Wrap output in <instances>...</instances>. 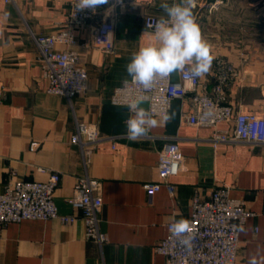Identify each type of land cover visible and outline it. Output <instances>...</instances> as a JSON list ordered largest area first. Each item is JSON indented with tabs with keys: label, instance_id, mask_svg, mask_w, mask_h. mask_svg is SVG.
Listing matches in <instances>:
<instances>
[{
	"label": "crops",
	"instance_id": "obj_1",
	"mask_svg": "<svg viewBox=\"0 0 264 264\" xmlns=\"http://www.w3.org/2000/svg\"><path fill=\"white\" fill-rule=\"evenodd\" d=\"M204 1L219 3L193 8L214 57L202 77L206 88L211 89L220 57L234 69L224 86L226 99L241 111H264V52L258 46L264 47V25L255 24L264 19V0ZM160 3L109 0L97 8L99 18L116 14L111 53L79 45L90 38L93 21L70 28L77 44L58 43L56 48L77 52L87 84L84 93L68 100L45 91L34 38L67 29L69 0H0V192L12 170L23 180H44L57 172L53 200L58 212L78 215L74 222L52 218L7 223L0 229V264H164L155 245L166 236L167 224L189 217L192 198L207 199L219 186L229 187L230 196L243 199L253 213L239 230L237 264H264V143L213 146L207 141L209 128L181 116L190 104V91L185 99L172 101L167 121L153 117L158 125L135 140L126 133L131 115L127 106L110 102L113 89L130 78L126 66L132 54L155 43L143 16L160 17ZM146 106L143 101L141 107ZM77 123L96 124L102 136L112 139L93 149L81 147L71 141ZM168 141L176 142L182 154L180 171L170 178L174 193L161 186L150 195L143 185L157 180L158 152ZM84 177L100 183L97 216L99 231L107 237L103 242L86 236L81 211L67 201Z\"/></svg>",
	"mask_w": 264,
	"mask_h": 264
},
{
	"label": "built area",
	"instance_id": "obj_2",
	"mask_svg": "<svg viewBox=\"0 0 264 264\" xmlns=\"http://www.w3.org/2000/svg\"><path fill=\"white\" fill-rule=\"evenodd\" d=\"M77 2L78 0H69L67 29L34 38L39 49L45 91L63 95L68 100L84 93L87 70L80 64L75 50H60L56 48V44L76 45L78 41L70 28L82 27L93 21L90 38L79 42V45H90L104 53H111L114 47L115 12L111 11L99 18L97 9L94 13L88 9L77 11L75 6ZM218 4L216 1L210 3L194 0L193 8H212ZM158 18L159 16L153 14H145L144 28L146 29L147 22L154 23ZM214 69L210 90L206 88L202 77L193 79L186 69L177 74L176 80L171 76L164 79L157 77L148 90H145L143 85L134 83L130 77L113 89L110 102L128 108L131 102L146 97L145 109H149L153 117H164L172 101L176 98L185 99L190 91L188 98L190 104L181 109V116L190 124L209 128L207 141L213 146L221 143L248 145L264 143V111L245 112L231 104L226 99L224 86L234 69L220 57L216 58ZM219 122H227L229 126L218 128ZM111 139L112 137L102 136L97 125L92 123H77L76 133L71 137L73 143L81 147L89 146L90 149L104 140ZM181 161L182 154L178 144L174 141L166 142L158 152L157 180L143 185L146 192L151 195L164 186L172 195L175 185L170 178L179 173ZM59 180L57 172L49 173L44 180H23L17 178L15 171L12 170L4 190L0 192V229L9 222L23 219L59 218L63 222H74L78 215L59 214L53 200ZM67 201L74 210L81 211L86 236L98 242L106 241V235L99 231L97 216L102 205L100 183L87 177L78 179ZM252 214L243 199L230 196L229 187H216L207 199H202L198 195L192 198L191 213L185 219L189 223L188 233L174 235V223L181 219L171 220L167 224L166 236L156 243L155 250L163 256L164 264H237L239 230ZM185 235L190 237L188 244L180 242Z\"/></svg>",
	"mask_w": 264,
	"mask_h": 264
},
{
	"label": "clouds",
	"instance_id": "obj_3",
	"mask_svg": "<svg viewBox=\"0 0 264 264\" xmlns=\"http://www.w3.org/2000/svg\"><path fill=\"white\" fill-rule=\"evenodd\" d=\"M109 0H78L77 11L91 10L93 13ZM194 0H161L163 14L154 22H147L146 30L152 29L154 44L140 47L132 54L126 71L134 83L143 85L145 90L153 86L157 77L164 79L173 73L189 71L191 78L207 75L212 67L211 46L203 38L193 13ZM146 97L139 98L128 105L131 115L126 120V133L130 139L146 135L158 125L149 109L141 107ZM170 117H162L167 121ZM189 223L181 219L174 223L173 234L181 236L188 233ZM190 237L184 236L182 244H188Z\"/></svg>",
	"mask_w": 264,
	"mask_h": 264
},
{
	"label": "rangeland",
	"instance_id": "obj_4",
	"mask_svg": "<svg viewBox=\"0 0 264 264\" xmlns=\"http://www.w3.org/2000/svg\"><path fill=\"white\" fill-rule=\"evenodd\" d=\"M242 4H244V3H242ZM250 14L251 13H249L248 15L247 14H245V15L250 16ZM255 24L264 25V19H260V21L258 20L257 22L255 21ZM257 36L262 37V35H257ZM258 46L260 48V52H264V47H261L260 45H258Z\"/></svg>",
	"mask_w": 264,
	"mask_h": 264
}]
</instances>
